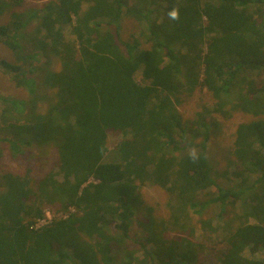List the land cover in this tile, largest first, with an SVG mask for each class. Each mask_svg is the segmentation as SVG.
Masks as SVG:
<instances>
[{
  "label": "trees",
  "instance_id": "trees-1",
  "mask_svg": "<svg viewBox=\"0 0 264 264\" xmlns=\"http://www.w3.org/2000/svg\"><path fill=\"white\" fill-rule=\"evenodd\" d=\"M24 2L0 0V14ZM45 11L39 18L36 8L11 10L0 24V42L13 53L0 58V70L30 96H1L0 145L7 141L17 155L36 140L57 152L41 178L0 172V264H99V257L101 264H192L189 249L180 253V244L160 237L152 238L155 251L130 250L142 186L173 195L171 223L185 229L188 208L219 204L226 247L214 264H264V255L255 256L264 253V118L238 125L239 183L222 187L204 154L210 124L201 119L202 130L179 109L199 87L214 98L206 110L227 117L231 99L232 108L264 114V0H49ZM35 17L41 21L29 45L26 26ZM126 18L136 21L133 39L123 36ZM140 28L151 46L135 37ZM40 83L52 94H40ZM109 133L122 137L116 161L106 159ZM212 186L215 196L197 199ZM54 204L67 216L35 227ZM230 204L240 209L230 215Z\"/></svg>",
  "mask_w": 264,
  "mask_h": 264
},
{
  "label": "rangeland",
  "instance_id": "rangeland-1",
  "mask_svg": "<svg viewBox=\"0 0 264 264\" xmlns=\"http://www.w3.org/2000/svg\"><path fill=\"white\" fill-rule=\"evenodd\" d=\"M48 2L49 0H25L24 4L10 7V10L0 14V24H8L10 22L11 10L24 11L36 8L39 10V18H42L46 12L45 9ZM39 18H33L26 26V30L31 37L29 39V45H32L33 35L37 32V26L41 21ZM135 23L136 21L132 20V18H126L124 23V38H132L130 34L133 32V26ZM69 29L70 28L68 27L67 30ZM141 30L142 28L134 31L135 37L142 40V47L151 46V42H145V37L139 35ZM64 31L66 32L67 37L71 36L68 31ZM12 57V51L0 42V58H7L10 60ZM56 60V57L51 58V67H56L57 69H55L59 70L60 62L57 63ZM38 90L40 94H52V90L46 85H41V83ZM238 92L239 89L237 88V91H234L231 98H236ZM1 96L5 97L6 100L30 98L28 92L23 88H18L11 80V77L5 72H2V70H0V113L4 106ZM39 99L42 100L41 98ZM45 103L48 104L47 98L42 100L43 106ZM214 103L213 96L205 88L201 89L197 87L193 93L184 96L183 103L179 105V109L183 114L185 121L190 124L195 121L197 126L202 130L203 127L200 124V121L202 122L201 119H205L210 124L208 145L204 154L212 168L211 172L213 176L218 175L216 176V179L220 186L237 187L239 179L236 172L242 170V166L234 153L237 127L242 122H250L258 118H264V114L256 116L252 113H245L240 109L232 108V100L228 99L225 107L229 110L230 114L229 116L224 117L221 113L209 111L213 108ZM206 107L209 110H206ZM28 113L29 109H26L25 116ZM200 113L202 114L201 116H199ZM120 139H122L121 135L109 133V147L111 152L108 153L107 160H118H112V157H114L113 150L115 145ZM1 142L0 150L2 149L3 151V153L0 154L1 173L13 172L18 174H29V177L33 179L41 178L45 173H48L55 167L54 162L57 157V152L53 148L55 145H49L51 144L50 142L42 143L41 141L32 140V144L25 147V149L17 155H13L7 141ZM193 150L196 151V148ZM254 178L255 174H248L246 183H251ZM5 187L6 180L0 176V192ZM216 193L217 189L212 186L209 188L208 192H202V194H199L197 199L201 201H209L211 197L216 195ZM135 194L134 208L136 214L130 230V235L132 237L128 239V244L130 250L136 251V255H141L143 249L155 251L157 245L152 238L155 237L157 240L160 237L163 242H166L167 240L169 241V244L170 242L180 244L181 247L178 249L180 253L189 249L192 254V264H214L218 261L217 257H214V255L218 253V250L220 251L226 247V243L223 239L224 233H227V225L222 219L223 217L220 214V206L218 203L212 202L210 206L203 207V210H199V206L192 209L188 208V215L190 214L191 216H188L190 220L188 224L190 223V225L185 229L171 223L170 203L174 199L173 195L168 191L157 186H142L135 192ZM236 204L239 205L240 202ZM230 207L231 210H233L230 211V215L231 212L234 214L240 209L236 210L238 206L232 207L231 204L228 208ZM64 214L63 209L56 208V204L47 206L44 209L43 221L39 220L38 223L40 224L53 219H58ZM204 220L211 221V224H204ZM163 227H165V229L162 230ZM141 242L144 247L141 245ZM189 242H191L190 245H188ZM70 250V253L72 252L74 255L73 261L80 263L81 259H83L82 255L78 252L75 253L72 251V248ZM246 254H249L248 250L246 251ZM263 255L264 253H257L255 256L263 257ZM99 264H101L100 257Z\"/></svg>",
  "mask_w": 264,
  "mask_h": 264
},
{
  "label": "built area",
  "instance_id": "built-area-1",
  "mask_svg": "<svg viewBox=\"0 0 264 264\" xmlns=\"http://www.w3.org/2000/svg\"><path fill=\"white\" fill-rule=\"evenodd\" d=\"M73 211H74V209H73ZM66 216H67V214H64V215H61V217H59V218L66 217ZM43 218H44V217H41V218L36 219V221L34 222V226H35V227H40V226H42V225H44V224H49L50 222H52V220H50V221H48V222L40 223V224H39L38 221H39V220H42V221H43ZM59 218H58V219H59Z\"/></svg>",
  "mask_w": 264,
  "mask_h": 264
},
{
  "label": "clouds",
  "instance_id": "clouds-1",
  "mask_svg": "<svg viewBox=\"0 0 264 264\" xmlns=\"http://www.w3.org/2000/svg\"><path fill=\"white\" fill-rule=\"evenodd\" d=\"M170 18L173 19V20H177L179 19V13L178 11H172L170 14H169Z\"/></svg>",
  "mask_w": 264,
  "mask_h": 264
},
{
  "label": "crops",
  "instance_id": "crops-1",
  "mask_svg": "<svg viewBox=\"0 0 264 264\" xmlns=\"http://www.w3.org/2000/svg\"><path fill=\"white\" fill-rule=\"evenodd\" d=\"M82 263V262H81ZM83 264H84V262H83Z\"/></svg>",
  "mask_w": 264,
  "mask_h": 264
}]
</instances>
